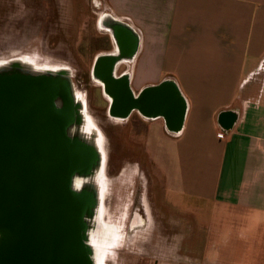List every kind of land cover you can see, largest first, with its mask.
<instances>
[{
  "label": "crops",
  "instance_id": "1",
  "mask_svg": "<svg viewBox=\"0 0 264 264\" xmlns=\"http://www.w3.org/2000/svg\"><path fill=\"white\" fill-rule=\"evenodd\" d=\"M102 2L105 15L137 36L136 93L169 81L185 107L179 130L153 117L148 157L155 174L186 202L242 213L239 259L264 264V0ZM205 140L214 150L197 147ZM151 215L158 222L166 212ZM159 233L156 225L154 241ZM232 237L228 246L238 239Z\"/></svg>",
  "mask_w": 264,
  "mask_h": 264
},
{
  "label": "water",
  "instance_id": "2",
  "mask_svg": "<svg viewBox=\"0 0 264 264\" xmlns=\"http://www.w3.org/2000/svg\"><path fill=\"white\" fill-rule=\"evenodd\" d=\"M120 27L136 50L137 36ZM109 83L125 112L136 108L181 128L185 107L169 81L136 99L127 94V81ZM82 126L67 74L22 62L0 68V264H95L91 239L104 152Z\"/></svg>",
  "mask_w": 264,
  "mask_h": 264
},
{
  "label": "rangeland",
  "instance_id": "3",
  "mask_svg": "<svg viewBox=\"0 0 264 264\" xmlns=\"http://www.w3.org/2000/svg\"><path fill=\"white\" fill-rule=\"evenodd\" d=\"M99 5L100 3H96V6ZM101 19L94 0H0V68L14 64V59L21 58L42 67V72H63L62 65H67V62L87 71L91 60L100 53L99 50L111 47L110 37H113L102 26ZM103 41H106L107 46H104ZM256 79L259 80V75ZM134 84L137 82L134 81ZM103 96L99 85L92 82L86 97L91 112L100 117L102 109H105ZM76 98L78 99L77 95ZM87 123L93 129L97 128V125L85 118V124L89 126ZM100 126L99 124L98 127ZM110 138L117 145L118 137L111 133ZM205 141L204 145L197 147L214 150L213 144ZM184 150L185 146L182 147V151ZM141 155L116 147L111 154L104 151V220L109 224H116L118 233L121 232L120 243L114 249L107 250L105 264H243L239 259L243 255V241L238 235L239 232H244L242 213L218 204L198 206L186 202L175 192L165 188L164 177L155 174L148 156ZM140 160L147 168L146 178L135 167L123 169V163L133 164ZM110 167L113 172L108 170ZM210 168L211 175H215V167ZM186 179L190 180V177L186 176ZM213 182L214 180L211 184ZM180 206L184 209L182 213L179 211ZM140 212L145 213L146 223L141 222V225L145 224V228L138 230L128 223L133 215ZM151 212L159 213V216L166 212V215L156 219L154 217L158 221L155 222ZM160 221H164L165 226H171L164 229V232L169 230L171 236L178 234L173 236L174 240L169 238L171 243L168 253L160 248L158 237L155 238L152 254L146 250L141 252L142 241L147 236L154 238V227H162ZM122 233L124 236L128 234L126 238H123ZM233 233L238 239L228 246L227 240L233 238ZM230 247L235 248V251L229 255ZM144 255L150 260L138 261V256ZM166 255L168 256L165 257Z\"/></svg>",
  "mask_w": 264,
  "mask_h": 264
},
{
  "label": "flooded vegetation",
  "instance_id": "4",
  "mask_svg": "<svg viewBox=\"0 0 264 264\" xmlns=\"http://www.w3.org/2000/svg\"><path fill=\"white\" fill-rule=\"evenodd\" d=\"M94 2L98 13L102 17L101 19L102 26H104L107 29V32H109L113 37L112 39L109 36L111 47L110 48L105 47V49L101 51L99 50L100 53L97 56H94V58L91 60L87 71L79 67H76L71 62H67L68 63V64L66 63L67 65H62L63 66L62 70H64L65 74H67L71 79V82L75 89V93L78 97L77 103L81 107V113L83 117L89 119V121H91L93 125L95 126L97 125L96 127L98 129L97 128H94V130L92 129L90 135H93L96 138V140L100 142V148L103 150V152L106 151L108 152V154H111V151L116 147L120 150L121 149H124L126 151L132 150L138 154L141 153L142 155L145 154L146 156H148L150 127L153 122L152 114L148 113V115L144 116L140 114L138 109L136 108L130 109L125 112L126 108L123 107L121 104H119L118 98L114 94H111V92L109 93L110 90L108 91L109 86L112 85L109 82H114V84L119 85L120 80H125L127 81L126 84L127 94L130 95V97L133 99H136L138 97L139 93L137 94L136 91L134 90V80H133L134 78L133 66L135 65L137 48L136 50H133L134 49L132 47L133 40H131L130 37L126 39V37L122 38L118 36L119 30L123 31V29L120 27L121 24L113 16L107 14L105 15V11H107V9L105 8V4L102 2V0H94ZM96 3L97 4L100 3V5L96 6ZM114 29H116L117 32L116 30L114 31ZM103 43L104 46L105 45L107 46L106 41H103ZM109 58L111 59L114 58L116 62L112 63L113 60H106ZM13 61L22 62L35 70L43 69L42 67H39L32 63H28L22 60L21 58L14 59ZM95 73L98 76H96ZM92 82L98 84L100 90L104 93L103 97L105 99V109H102L103 112L101 111L103 113L102 117L98 115H94L91 112L88 99L86 97V94L91 88ZM151 88L152 87H146L145 89H151ZM78 93H80L81 95L78 96ZM82 94L85 97H81L83 96ZM99 124L101 125L100 128L102 130L98 127ZM137 124L141 125L140 131L137 130ZM111 133L113 134V136H116V138L117 137L119 138L116 139L117 145H114L112 143L110 138ZM126 167L127 168L135 167L140 174H143L145 178L147 177V168L144 167V162H142L141 160L133 162V164L130 162L123 163V169H125ZM111 169H112L111 167L108 168V170ZM141 222L146 223V215L145 213L142 212H140L137 215H133L131 222L128 224L130 227L135 225L134 229L140 230L145 228L144 223L140 225ZM160 222L162 227H160L161 233H159L157 236L159 238L158 242H160L159 243L160 248L165 253H168L167 250L170 249L169 238L171 235H169L168 232L169 230H167V232L166 231L164 232V229L166 230L170 226H165L164 221H160ZM131 223H133V225H131ZM131 231L133 232V229ZM126 235L123 236V238H126ZM154 243L155 241L147 236L146 240L142 241V244L140 246V248L143 249L141 252H144V250L148 252V250L151 247H153ZM138 258L141 261L143 260L146 262L150 260L149 257H146L145 255L144 257L138 256Z\"/></svg>",
  "mask_w": 264,
  "mask_h": 264
},
{
  "label": "bare ground",
  "instance_id": "5",
  "mask_svg": "<svg viewBox=\"0 0 264 264\" xmlns=\"http://www.w3.org/2000/svg\"><path fill=\"white\" fill-rule=\"evenodd\" d=\"M116 29H114L115 31ZM117 32V30H116ZM118 36L119 37H126L127 34H125L124 30L121 31L119 30L118 32ZM96 76H98L96 73H95ZM87 121L89 122V119H87ZM88 124V123H87ZM89 126H82V130L83 129H87L89 130V132H92L90 131V127L91 129H93L92 125L91 124H88ZM94 130V129H93ZM105 160V158H104ZM105 162V161H104ZM104 176V175H103ZM100 175V190H101V195H100V201H99V210L96 214V220H95V229L97 228V230H95L97 233L95 234V236L92 235V239H91V246L94 250V253H93V257H94V263L95 264H105V259L107 257L106 253H107V250H112L116 247V245L118 243H120V236H119V233L117 231V225L114 224H109L107 223L105 220H104V216H105V209H104V196H105V176L103 177ZM102 178L103 181H102ZM98 221V222H97ZM97 222V223H96ZM137 223V222H136ZM135 226V225H134ZM153 250H154V247H151L148 252L150 254L153 253ZM132 254H135V253H132ZM138 261L141 262L140 259H138Z\"/></svg>",
  "mask_w": 264,
  "mask_h": 264
},
{
  "label": "built area",
  "instance_id": "6",
  "mask_svg": "<svg viewBox=\"0 0 264 264\" xmlns=\"http://www.w3.org/2000/svg\"><path fill=\"white\" fill-rule=\"evenodd\" d=\"M218 137H219V139H221V138L225 137V135H224L223 133H220V134L218 135Z\"/></svg>",
  "mask_w": 264,
  "mask_h": 264
}]
</instances>
